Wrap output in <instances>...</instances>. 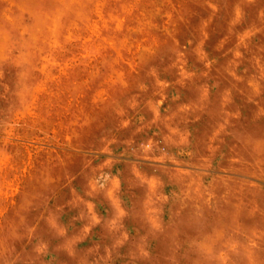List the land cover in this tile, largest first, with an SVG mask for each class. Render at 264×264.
Here are the masks:
<instances>
[{
    "label": "rangeland",
    "instance_id": "rangeland-1",
    "mask_svg": "<svg viewBox=\"0 0 264 264\" xmlns=\"http://www.w3.org/2000/svg\"><path fill=\"white\" fill-rule=\"evenodd\" d=\"M0 264H264V0H0Z\"/></svg>",
    "mask_w": 264,
    "mask_h": 264
},
{
    "label": "crops",
    "instance_id": "crops-1",
    "mask_svg": "<svg viewBox=\"0 0 264 264\" xmlns=\"http://www.w3.org/2000/svg\"><path fill=\"white\" fill-rule=\"evenodd\" d=\"M138 163H143V162H140V161H137ZM109 200V199H108ZM111 200V199H110ZM112 201V200H111ZM113 201H114V198H113ZM121 206V205H120ZM112 207H117V205H114V203L112 204Z\"/></svg>",
    "mask_w": 264,
    "mask_h": 264
}]
</instances>
